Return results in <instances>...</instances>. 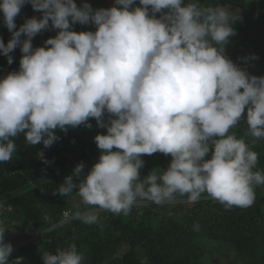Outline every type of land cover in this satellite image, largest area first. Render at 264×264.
<instances>
[{
  "label": "clouds",
  "instance_id": "9594fccd",
  "mask_svg": "<svg viewBox=\"0 0 264 264\" xmlns=\"http://www.w3.org/2000/svg\"><path fill=\"white\" fill-rule=\"evenodd\" d=\"M26 3L41 15L17 27ZM0 13L11 34L0 54L12 64L10 53H21L18 69L0 77V162L12 159L20 134L47 148L59 139L56 129L91 128L89 118L105 130L94 136L97 161L87 172L78 163L55 192L75 191L92 206L74 218L96 224L97 210L127 215L138 201L162 205L177 195L196 203L207 193L228 209L254 203L264 172L254 170L257 153L229 130L243 117L253 143L264 138V75L225 55L238 12L200 0H114L96 9L87 0H0ZM77 23L94 31H75ZM49 28L56 34L34 47ZM157 152L170 155L167 167L142 176L141 157ZM5 230L0 264H23L9 260ZM41 257L43 264L83 260L74 243Z\"/></svg>",
  "mask_w": 264,
  "mask_h": 264
},
{
  "label": "trees",
  "instance_id": "16d2710c",
  "mask_svg": "<svg viewBox=\"0 0 264 264\" xmlns=\"http://www.w3.org/2000/svg\"><path fill=\"white\" fill-rule=\"evenodd\" d=\"M102 1L107 0L95 3ZM253 1L264 6V0ZM200 2L221 4L231 11H241L246 5L245 0ZM136 3L139 6V0ZM40 15L26 3L15 23L19 27L25 18ZM237 21L232 25L236 26ZM236 27L241 34L247 33L249 28L244 23ZM73 30L94 31V25L77 23ZM55 34V29L44 30L33 38L32 44L34 47L43 46V41ZM10 35L0 13V40L7 43ZM238 38L239 35L235 34L229 41ZM253 41H257V47L241 67L251 75H264V39L253 34L246 37L240 47L246 48V43ZM253 54L255 59H251ZM10 55L12 64L0 54V77L19 67V47ZM107 118L105 113V122ZM88 123L91 128L80 125L66 132L56 129L59 139L47 148L42 143L28 145L23 134L13 138L16 151L12 159L0 162V226L8 225L4 239L13 248L10 261L23 257V264H43L42 252L54 254L57 248L74 243L83 255L82 264H214L222 248L226 250L225 257L232 255L225 264H264V185L255 186V201L247 208L228 209L207 193L202 194L196 203H189L186 196L177 195L174 203L162 205L138 201L127 215L98 210L96 224H85L74 216L61 222L64 210L74 213L92 207L84 205L75 191L64 196L55 193L58 184L72 175L78 163L82 162L87 172L98 159L99 149L94 136L105 130L97 126L94 118H89ZM229 131L243 138L257 153L254 170L264 172V138L253 143L254 138L248 133L243 117ZM38 151L43 152L49 163L38 158ZM141 158L144 161L139 170L142 176L155 167L166 168L171 160L170 155L159 152ZM195 225L199 226L198 229L194 228ZM31 234L36 235L35 239ZM211 243L219 244L217 250L206 252V246Z\"/></svg>",
  "mask_w": 264,
  "mask_h": 264
},
{
  "label": "rangeland",
  "instance_id": "374dc122",
  "mask_svg": "<svg viewBox=\"0 0 264 264\" xmlns=\"http://www.w3.org/2000/svg\"><path fill=\"white\" fill-rule=\"evenodd\" d=\"M97 0H87V3H89L94 9L96 8H107L114 5V0H107L102 1L100 3H95ZM82 0H76L77 5L79 6L81 4ZM246 5L245 8L241 11L236 10L233 12L239 13L238 21L236 22V26L239 25V23H244V25H247L249 28L244 33H239L236 26L232 27L235 30V34L239 35L240 38H238L234 42H230L225 45V55L231 59L235 64H237L239 67L246 62V60L249 58V56L252 54L255 47H257V41H253L252 43H246V48L240 47V45L243 43V40H245L246 37L250 35H257L259 38L264 39V6L261 4H258L257 1L253 0H245ZM261 9V10H260ZM243 13V18H241V14ZM51 29V28H50ZM248 35V36H247ZM234 36V35H233ZM241 50H245V53L240 52ZM246 54V55H244ZM247 58V59H244ZM242 68V67H241ZM176 201V200H175ZM8 225L2 224V227L7 229ZM13 229V228H12ZM14 231V229H13ZM12 230L10 233H14ZM31 238L35 239L36 235L31 234ZM218 243H211L210 245L206 246V252L215 251L218 248ZM233 254L236 256V253L232 250ZM229 254H232L228 251ZM226 250L225 248H222L220 252H218V255L216 256L217 259L215 260L214 264H225L229 260H231V256L225 257Z\"/></svg>",
  "mask_w": 264,
  "mask_h": 264
},
{
  "label": "built area",
  "instance_id": "2783aa9c",
  "mask_svg": "<svg viewBox=\"0 0 264 264\" xmlns=\"http://www.w3.org/2000/svg\"><path fill=\"white\" fill-rule=\"evenodd\" d=\"M66 212L68 213V215H65ZM62 217L63 218H62L61 222H65V221L71 219L73 217V215H72V213L69 210H64L63 213H62Z\"/></svg>",
  "mask_w": 264,
  "mask_h": 264
},
{
  "label": "water",
  "instance_id": "95a60500",
  "mask_svg": "<svg viewBox=\"0 0 264 264\" xmlns=\"http://www.w3.org/2000/svg\"><path fill=\"white\" fill-rule=\"evenodd\" d=\"M240 52H242V53H243V52H246V51H245V50H241Z\"/></svg>",
  "mask_w": 264,
  "mask_h": 264
}]
</instances>
